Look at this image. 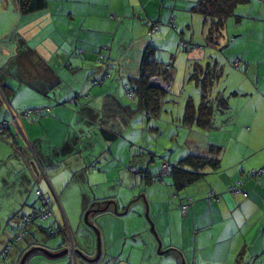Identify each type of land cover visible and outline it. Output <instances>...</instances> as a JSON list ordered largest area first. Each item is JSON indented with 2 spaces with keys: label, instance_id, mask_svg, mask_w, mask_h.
<instances>
[{
  "label": "crops",
  "instance_id": "1",
  "mask_svg": "<svg viewBox=\"0 0 264 264\" xmlns=\"http://www.w3.org/2000/svg\"><path fill=\"white\" fill-rule=\"evenodd\" d=\"M197 1L47 0L46 9L22 14L18 0H0V87L8 94L7 106L0 104V121L13 124V114L19 116L29 109L50 111L40 121L20 120L11 125L0 139V264H20L34 247L61 252L64 238L60 228H69L76 248L85 251L80 236L87 232L86 211L88 221L100 230L102 259L95 263L78 259V264L264 263V177L248 176L250 171L264 168V0H251L236 10L237 18L228 25V44L222 49H227L223 63L241 71L232 84L233 97L244 99L247 111L237 113L238 117L216 112L217 125L229 117L233 125L198 128L214 132L216 140L202 145L194 155L207 156L211 146L221 147L219 170L209 171L205 179L178 193L171 175L164 176L162 182L148 183L142 172L131 168L132 172H127V167L124 175L118 176H110L103 166L99 173L90 169L98 155L107 164L106 152L122 140L107 141L101 132L112 129L111 123L102 125L106 98L114 95L122 104L136 108L135 99L126 96L120 81L138 74L151 43L146 21L161 23L164 37L177 38L178 29L173 31L169 25L178 21L177 9L190 13ZM236 27L239 34L232 32V36L230 30ZM109 45L110 61L105 62L98 55ZM200 50L195 47L189 52L202 62L205 56ZM170 60L166 64L173 65ZM236 60L241 63L239 69L233 65ZM210 62L219 66V58ZM93 79L101 82L94 84ZM112 89L116 91L111 93ZM149 120L146 113L138 112L121 134L131 133L137 139L139 132L145 135L149 131L145 126ZM18 145L25 147L31 162ZM161 167L148 164L146 172L154 178L162 174ZM126 176L133 178L131 184ZM66 183L80 198L78 214L65 206ZM237 183H241L242 193L232 194L230 188ZM39 188L52 201L50 192L61 195L63 220L54 211L56 219L48 220L52 224L30 226L28 234L13 244L12 227L39 207ZM209 193L219 200L209 203ZM188 199L193 205L183 215L181 205ZM55 228L58 233L49 235ZM88 252L91 260L95 259L94 248ZM68 261L34 252L27 264Z\"/></svg>",
  "mask_w": 264,
  "mask_h": 264
},
{
  "label": "trees",
  "instance_id": "2",
  "mask_svg": "<svg viewBox=\"0 0 264 264\" xmlns=\"http://www.w3.org/2000/svg\"><path fill=\"white\" fill-rule=\"evenodd\" d=\"M250 2L251 0H198L189 8L188 12L200 14L202 16L203 35L206 46L208 48L211 47L212 49L222 50V48L227 46L230 38L228 32V22L233 18H237L236 10L240 6H247L250 4ZM18 6L22 14H30L46 9L48 3L47 0H18ZM146 24L150 29L149 32L151 43L148 45L144 53V57L142 59V62L140 63L138 74L137 76L128 77L127 80H123V82H120V85H123L124 92L126 93V96H128V98H130V92L134 93L133 99H135L134 104L136 108H134L132 105L122 104L119 99L114 96L106 98V102L103 107L104 111L102 117V125H104V123H111L112 129H101V132L107 141H116L121 136L122 130L124 129L123 127L129 124L138 112L146 113L149 116V119L152 120V118H155L154 122H157V118L161 116L163 111L165 95L171 94L173 92L174 65L165 64V62L157 57L159 46L154 40V37L161 32L160 29L163 25L161 23L158 24L149 21H146ZM169 25L173 27L175 26L174 22H171ZM184 44L186 46H184ZM200 46L194 44L191 41L188 42L183 39L180 42V47L185 51H193L195 50V47H202ZM109 51H111V45L104 47V49L98 56L100 57V59L104 58L105 62L106 60L110 61ZM201 63V65L197 64V67L195 68V74L193 75V79L196 81V84L198 86H201V99L198 105L194 102L189 101V103L186 105L185 113L181 120V123L188 128L197 127V129L199 128L201 130H210L214 129L215 127L218 128V126H221L219 125L220 123L217 125L214 121L215 113L228 112L230 110V106L228 104L227 98L224 97L222 93L216 94L218 97L215 100L214 98L210 99V95L212 94L211 89L214 85V81H211L210 77L215 75V70L213 71L212 64H209V66L205 70H203V62ZM108 65H110L109 62ZM214 65L218 64L215 63ZM233 65L234 67H236L235 63H233ZM201 74H203V76ZM204 77L207 78L203 79ZM154 78H159L165 84H172L171 89L169 91H165L155 84H152L151 80ZM100 82L101 80H92V83L98 84ZM213 101H215V103ZM0 104H6V106L8 104V94L6 89H4L3 87H0ZM39 109L41 108L29 109L20 113V115H23L30 110L37 111ZM41 110H43V112L36 115L33 119H30V117L29 121H33L39 117L42 118L44 115H47L49 113L48 109ZM0 122H3L7 125V128L5 129L3 134H0V139L2 140L6 130L9 129L11 125H14V123L12 122L13 124H11L7 121ZM148 123L150 124L151 121ZM155 125L157 126L156 123ZM156 126H153L148 130H150L151 133L152 130L159 131L158 127L156 128ZM156 154L158 153H154V155ZM221 154V147L211 146L209 149V154L207 156L197 154L189 155L188 157L180 160L176 165L164 162L161 165V169L163 168V165L165 163L172 166L171 177L174 181V188L179 193L195 184L196 182L205 179L209 171L213 172L219 170L221 166ZM140 172H142L141 175H144V179L146 181H149L148 183H152L153 180L154 182H157L159 176H161L160 173V175L153 178V176L147 174L146 170L143 169H141ZM248 176L251 179H259L261 177H264V175L253 176L251 175V171L249 172ZM209 195L210 193L207 196V201H209V199L212 197ZM213 197H215L216 200H219L217 195L214 193ZM190 201H192L193 204V200L188 199L186 203L181 205V207L189 203ZM37 209H39V207L35 208L34 210ZM58 229L59 228H55L51 231H53L56 235L58 233ZM49 232L50 231H48V233Z\"/></svg>",
  "mask_w": 264,
  "mask_h": 264
},
{
  "label": "rangeland",
  "instance_id": "3",
  "mask_svg": "<svg viewBox=\"0 0 264 264\" xmlns=\"http://www.w3.org/2000/svg\"><path fill=\"white\" fill-rule=\"evenodd\" d=\"M178 10L179 9H177V14H179V19L178 21H176L175 24V28L178 29L176 33L177 38L171 36L164 37V35L161 32L154 37L155 42L159 46L158 49L159 52L157 57L163 62H165V64L169 62L170 58H172V61L174 62L173 79L175 86L173 92L171 94L165 95L163 111L161 116L157 118L156 120L157 122H154L155 118L154 119L152 118V120H150L151 123L145 125L148 126V128H151L153 126H156L155 125L156 123L157 124L156 128L158 127L159 131L152 130L151 133L150 130L149 131L145 130L147 132V134L145 135L139 132V138L137 139L134 136H132L131 133H129L128 135H124V133L121 134L119 139L122 140H118L114 144H112L113 148L109 149L105 154L107 156V159H109V162H107V164H103L101 162V159H103L102 156L98 155L99 157H97V160L95 159L94 163L90 166L91 170H95L99 173L101 171V166H103L104 170L110 173V176H118L119 173L121 174V172L124 175V170L126 167H127V172L129 171L132 172L131 171L132 169L133 171L140 173L141 169L146 170L148 164L162 165L164 162H166L172 165H176L180 160L188 157L189 155H194L196 150L202 148V145L204 146L208 142L213 143L216 140V134L214 132H210V133L202 132L197 128L192 129L185 127L181 123L187 102L190 100V98H192L197 105L199 104V101L201 99V86H198L196 84V81L193 79V75L195 74V68L197 67V64L198 65L202 64L201 62L197 61L199 59L198 58L199 56L195 58L197 54L193 55V52L190 53L189 51H185L180 48L179 42L181 37L185 41L188 42L191 41L199 46L200 45L202 46V47L200 46L201 47L200 53H202V55L205 56V58L202 61L203 70H205L209 66V64L210 65L212 64L213 71L215 70V75L211 77L209 76L211 78L210 80L214 81V85L213 86L210 85L212 86L211 89L212 94L210 95V99L214 98L215 100L218 97L216 95L218 93H222V94L227 93L226 98H228V100L231 101L230 110L228 111V113H232L234 117H238L239 115H236L237 113L247 111L244 108V103H243L244 99H240V98L238 99L233 97L234 90L232 89V84L233 82H236L235 80L238 79V73H240L241 71H236L229 64L227 65L223 63L226 62V60H224V56L227 49H225L224 52L223 50H216L212 48L209 49L205 44V39L203 35L202 16L200 14L184 13V11L180 12ZM228 25H230V21L228 22ZM172 29L173 31H175L174 27H172ZM232 32L234 33V35L236 34L238 35L239 27L238 28L236 27L235 30L231 28L230 33L233 36ZM217 52L219 53V56L216 55ZM206 56L208 58H206ZM215 57L217 59L219 58V66L214 65L215 64L214 62H210L211 60H214ZM201 75L203 76V74ZM121 78H124V76H121ZM206 78L207 77H204L203 79ZM115 91L116 89H112L111 93ZM213 102L215 103V101ZM72 104H75V102H72ZM252 108L255 109L254 105H252ZM33 118H35V116H31L30 119ZM41 119L42 118L39 117L36 118L34 121H40ZM27 120L29 121V118H27ZM137 120L140 122L139 119ZM224 120L225 123H222L221 126H223L224 124L233 125L232 117H229L228 119H224ZM138 125L139 124H137L136 126ZM131 126L135 127V122H133ZM249 136H250V142H253L254 138L252 137L251 134H249ZM136 141L139 142L138 143L139 145H133V142ZM233 142L234 141H232L231 144H233ZM228 144L229 141L228 143H226V146ZM14 148L16 149L17 147ZM24 148H22L21 150L23 154L26 155V161L31 162L30 154H28L27 150ZM16 150L19 154V149ZM150 151L158 154L152 156L148 155V152ZM110 154H112L113 156L110 157ZM151 160H155V161L151 163L150 162ZM47 175L48 177H50V180L53 178L51 174L48 173ZM136 175H140V174H136ZM126 178L130 179L127 176ZM132 180L133 178H131L128 183L131 184ZM168 180L170 179H167V182ZM67 183L65 184V186H67L66 188L67 192L65 193V196H67L68 202L66 203V199H64L65 206L67 209H71V210L75 209V213L78 214L79 211H77V208L79 207L80 198L78 195L75 194L74 191H72L73 187L71 185L68 186L69 183L68 184ZM163 185L167 187V183ZM50 196L53 197V203L55 204L54 211L57 214V217L63 220V214H62L63 201L61 200V195L58 194L57 197V195L50 192ZM33 197H34L33 200H35L34 202H37L35 194L33 195ZM134 200H138V198L136 197ZM87 213L88 212L86 211L84 215V220ZM52 222L53 221L46 220L43 224L50 225L52 224ZM103 222L106 223L108 221L103 219ZM65 264H70V263L68 261ZM258 264H264V263L262 261H259Z\"/></svg>",
  "mask_w": 264,
  "mask_h": 264
},
{
  "label": "built area",
  "instance_id": "4",
  "mask_svg": "<svg viewBox=\"0 0 264 264\" xmlns=\"http://www.w3.org/2000/svg\"><path fill=\"white\" fill-rule=\"evenodd\" d=\"M184 46H186V45L184 44ZM234 63L236 65V67H238L240 64V61L236 60ZM169 69H170V67H169ZM151 83L155 84V85H160L162 87V89L165 91H169L171 89V86H172V84L163 83L159 78L152 79ZM94 84H96V83H94ZM129 97L133 99L134 93L130 92ZM41 112H43V110L39 109L37 111H35V110L27 111L26 113H24L23 115H20V116H16L15 114H13L12 115L13 116V123L16 125L19 123L20 120L30 118L31 116H36ZM6 128H7V125L3 122H0V134H3V132L5 131ZM171 174H172V166L165 163L163 165V168H162V174H161V176H159L157 182H162L164 179V176L171 175ZM251 175H253V176L264 175V168H262L259 171H256V170L251 171ZM240 187H241V184L237 183L236 185H234L233 187L230 188V192L232 194H240V193H242ZM36 194L39 198V203H40L39 209L34 210L31 214L22 217L21 219H19L18 223L13 225V227H12L13 239L11 242L13 244L18 243L22 238H24L29 232V227L33 226V224L44 223L46 220L48 221L50 219L55 218L52 199L45 196L40 188L37 190ZM209 196H212L208 201L209 203L217 201L216 198L213 197V193H210ZM192 205H193L192 201L183 205L181 207L182 214L187 215L188 211L192 207ZM60 233H62V235H63L64 248L68 252L67 256H68V259L70 260V263L71 264H78V256L76 253V246H75V242H74V238H73L71 230L69 228H67V229H61L60 228ZM49 235L55 236V233L53 231H50ZM9 249H10V245L2 253V257L6 255V253L9 251Z\"/></svg>",
  "mask_w": 264,
  "mask_h": 264
},
{
  "label": "water",
  "instance_id": "5",
  "mask_svg": "<svg viewBox=\"0 0 264 264\" xmlns=\"http://www.w3.org/2000/svg\"><path fill=\"white\" fill-rule=\"evenodd\" d=\"M156 86H158L159 88L162 89V87L160 85H156ZM24 216H27V215H24ZM24 216H22V217H24ZM22 217H20V219ZM33 225H36V224H33ZM84 227H85L87 232H85V234L84 233L81 234L80 240H81L82 245L84 246V248L86 250L84 251V250L76 248V253H77L78 259H82L86 263L98 262L102 259V246H101L100 230L96 225L91 224L88 221V214H86V216H85ZM63 247H64V242H63ZM91 248H94V250L96 252V257L93 260H91V258L89 257V252H88ZM34 252H41L46 257H48L50 259H59V258H67L68 259V256H67L68 252L65 248L59 253H52L51 251H49L48 249H46L44 247H34V248L28 250L23 255V257L20 261V264H27L28 259L32 256V254ZM69 263H70V260H69Z\"/></svg>",
  "mask_w": 264,
  "mask_h": 264
}]
</instances>
